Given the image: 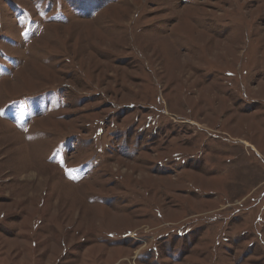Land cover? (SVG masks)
Masks as SVG:
<instances>
[{
	"label": "rangeland",
	"instance_id": "obj_1",
	"mask_svg": "<svg viewBox=\"0 0 264 264\" xmlns=\"http://www.w3.org/2000/svg\"><path fill=\"white\" fill-rule=\"evenodd\" d=\"M258 151L264 0H0V264H264Z\"/></svg>",
	"mask_w": 264,
	"mask_h": 264
},
{
	"label": "crops",
	"instance_id": "obj_2",
	"mask_svg": "<svg viewBox=\"0 0 264 264\" xmlns=\"http://www.w3.org/2000/svg\"><path fill=\"white\" fill-rule=\"evenodd\" d=\"M256 152H257V150L256 149H254ZM259 152V151H258ZM248 153V152H247ZM260 153V152H259ZM261 154V156L262 157H264V154L263 153H260ZM243 157V154L242 153H240L238 156H237V159H244L245 161H246V159L245 158H242ZM250 157V156H249ZM236 164V163H235ZM231 172H233V173H235V176H239L240 178H241V176H242V174H243V172H242V168H241V166L240 167H236V166H232V171ZM238 185H240V184H238ZM240 187L241 188H243V189H245V188H248V186H244V184H243V186H241L240 185Z\"/></svg>",
	"mask_w": 264,
	"mask_h": 264
}]
</instances>
